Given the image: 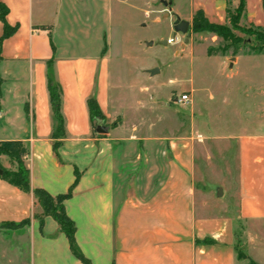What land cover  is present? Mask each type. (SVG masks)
Segmentation results:
<instances>
[{
	"label": "crops",
	"instance_id": "crops-1",
	"mask_svg": "<svg viewBox=\"0 0 264 264\" xmlns=\"http://www.w3.org/2000/svg\"><path fill=\"white\" fill-rule=\"evenodd\" d=\"M0 3L15 28L1 40L0 21V142L27 151L31 189L57 196L78 176L64 208L91 264H264V133L208 124V112L195 113L193 88L182 93L188 104L171 99L182 110L166 131L151 68L130 87L139 95H126L113 17L127 0ZM243 17L262 27V0H245ZM49 62L61 88L63 137L53 136ZM90 97L106 134L89 119ZM0 166L14 170L4 156ZM38 212L31 193L0 179V264H81L50 217L33 218Z\"/></svg>",
	"mask_w": 264,
	"mask_h": 264
},
{
	"label": "rangeland",
	"instance_id": "rangeland-1",
	"mask_svg": "<svg viewBox=\"0 0 264 264\" xmlns=\"http://www.w3.org/2000/svg\"><path fill=\"white\" fill-rule=\"evenodd\" d=\"M161 1L127 0V6L119 5L115 11L113 45L124 55L119 64L126 95H139L130 87L135 86L133 81L143 69L151 68L157 71L152 80L159 87L158 102L165 107L166 131L175 128L170 122L175 110H182L173 107L171 99L193 88L195 113L208 112V124L220 130L227 126L234 132L243 129L246 133H264V47L261 53L253 51L264 44L255 36L261 33L264 37V21L262 27H255L243 16L238 18L232 0H164L171 3V13L164 17L167 10ZM198 10L209 22L226 26L235 23L234 36L243 42L236 51L230 48L223 52V43L214 34L191 30ZM176 17L189 23L186 43L185 35H173ZM169 39L173 40L171 44H162ZM198 185L201 189L203 183L198 181Z\"/></svg>",
	"mask_w": 264,
	"mask_h": 264
},
{
	"label": "trees",
	"instance_id": "trees-1",
	"mask_svg": "<svg viewBox=\"0 0 264 264\" xmlns=\"http://www.w3.org/2000/svg\"><path fill=\"white\" fill-rule=\"evenodd\" d=\"M237 1L238 6L236 8V11L238 18H240L244 14L245 0ZM262 8L264 12V0H262ZM7 13V8L2 3H0V21L3 25V34L1 36V40L7 38L15 32V28H10L6 23L5 17ZM235 29L236 28L234 22H231L229 26L209 22L203 15L201 10H198L194 14L191 22V30L193 32L210 33L219 38L223 43V47L221 50L223 52L230 48L236 51L241 43H243L240 39L234 36L233 30ZM255 36L259 37L258 39L262 40L264 43V37L261 33H256ZM263 47L264 44L263 46L259 45L257 47H254L253 51H255L256 53H261L263 51ZM50 64L51 63L49 62L46 80L50 109L55 124L53 136L63 137L64 118L61 112V88L54 76ZM86 106L89 114V119L94 125H96L97 122H104V117L94 98H88L86 101ZM26 155L27 151L25 150L21 142H0V156H4L14 166V170L5 169L0 166V169L3 172L2 175H0V179L5 181L9 185L19 189L21 192L31 193L35 205H37V207L39 208V212L35 214L33 218L38 220L39 223L42 224L45 217H50L57 224L59 231L66 237L71 254L81 264H91L90 260L82 254L75 242L76 227L73 221L66 215L64 208V202L72 197L73 189L78 181V176L75 175L73 185L66 193L57 196H51L41 188L31 189L29 171L24 165V157ZM21 225H24V223H20L18 225H14L13 223H3L1 225V228L13 229L18 228Z\"/></svg>",
	"mask_w": 264,
	"mask_h": 264
},
{
	"label": "water",
	"instance_id": "water-1",
	"mask_svg": "<svg viewBox=\"0 0 264 264\" xmlns=\"http://www.w3.org/2000/svg\"><path fill=\"white\" fill-rule=\"evenodd\" d=\"M161 4L163 5L164 8H166L167 10V14L164 15V17H167L170 15L171 13V3L162 0ZM172 30H173V35L174 37L177 34H181V35H185L186 39H185V43L187 42L188 38H189V34H188V30H189V23L187 21H181L179 18L176 17V19L174 20V22L172 23ZM167 42H162L163 45H166ZM246 43H249V41H246ZM231 68V65L229 66ZM149 75L153 76L154 74L157 73V71L154 70H150L148 71ZM97 134L103 135L107 133V129L105 127H103L102 123H98L96 125V129H95ZM2 170L0 169V175H2ZM215 191L218 193L217 196H219V194H221V191L219 188H215Z\"/></svg>",
	"mask_w": 264,
	"mask_h": 264
},
{
	"label": "built area",
	"instance_id": "built-area-1",
	"mask_svg": "<svg viewBox=\"0 0 264 264\" xmlns=\"http://www.w3.org/2000/svg\"><path fill=\"white\" fill-rule=\"evenodd\" d=\"M167 44H171L173 42L172 39H169L166 41ZM189 97L187 94H182L179 98H178V102L179 103H182V104H188L189 103Z\"/></svg>",
	"mask_w": 264,
	"mask_h": 264
}]
</instances>
